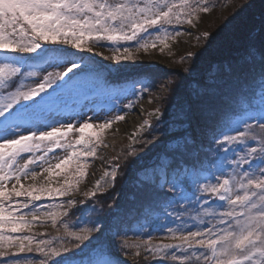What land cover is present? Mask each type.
<instances>
[{
    "label": "snow or ice",
    "instance_id": "1",
    "mask_svg": "<svg viewBox=\"0 0 264 264\" xmlns=\"http://www.w3.org/2000/svg\"><path fill=\"white\" fill-rule=\"evenodd\" d=\"M210 5L211 0H0V258L7 257L6 264H50L56 257L55 264H74L65 256L70 252L79 253L78 264H117L103 243L92 244L100 240L104 226L90 219L97 208L87 201L114 187L119 163L106 169L79 202L36 203L74 196L88 175L89 158L107 146L104 133L125 119L119 106L130 90H114L75 52L91 53L107 43L114 62L134 60L136 53L158 45L163 52L168 40L181 35L166 26L192 25ZM257 55L250 49L249 61ZM137 83L132 82L134 95ZM171 83L160 88L168 90ZM151 87L141 84L140 90ZM73 93L89 102L88 97L101 94L116 114L87 117L81 108L66 122L56 120ZM160 113L158 106L148 114L157 117V125ZM145 130L150 138L134 143L147 147L159 142L162 129L147 118L132 136ZM205 136L207 146L191 133L170 140L155 164L138 174V186L157 199L144 208V223L137 220L136 227L145 234L148 228L167 234L144 239L117 229L113 239L121 237L118 247L130 253L134 264H264V68L259 90L241 111ZM57 149L65 154L56 155ZM136 155L135 148L127 151L128 157ZM41 176L44 182L37 183ZM61 176L54 187L53 180ZM28 180L32 182L24 183ZM78 205H85L78 217L83 226L66 223L63 218ZM157 210L171 223L154 217ZM46 221L57 235L37 239L47 234L33 229ZM20 253L41 258H21Z\"/></svg>",
    "mask_w": 264,
    "mask_h": 264
},
{
    "label": "trees",
    "instance_id": "2",
    "mask_svg": "<svg viewBox=\"0 0 264 264\" xmlns=\"http://www.w3.org/2000/svg\"><path fill=\"white\" fill-rule=\"evenodd\" d=\"M188 25L182 23L166 27L169 31H181L186 30ZM192 28V35L195 38L192 44L194 46H191V57H188V53H180L171 61L168 70L153 65L138 66L143 63V59H139L137 55L134 60L113 61L115 66L110 68V63H106L104 58L101 59L96 55L91 57L88 52H75L76 56H83L91 68L97 69L99 78L107 80L114 90L128 88L130 90L127 94L128 104L133 106L139 103L138 101L150 97L149 100L155 101L153 105L158 104L156 106L161 109L160 124H155L157 118H150L156 127L162 129V134L157 133L160 137L159 142L147 147L143 143H133L129 146L125 141L121 146L120 144L117 147L111 146L108 156L112 159V164L121 165L115 185L104 193L98 192L95 197L87 201V206L94 205L97 208L96 213L89 214L90 219L99 220L104 226L100 240H93L92 244L103 243L111 251L112 258L117 264H134L130 253L127 250L121 251L118 247L121 237L113 239V233L117 229H121L123 235L128 237L140 235L144 239H147L148 235L159 238L167 234L159 228H148L145 234L136 227L137 220L144 223L142 218L144 208L157 199L150 189L138 186V174L155 164L159 156L167 151L170 140L186 133H191L198 142L207 146L208 137L205 133L239 113L252 93L259 90L261 69L264 68V62L260 60V56L264 55V0H211L210 11L201 13L193 21ZM205 32L208 33L207 37L203 36ZM127 46L134 48L135 45L134 42H129ZM110 47V44L105 43L100 48L109 50ZM253 48L257 50L258 55L254 60L249 61L248 53ZM182 58L185 59L181 63ZM133 81L140 82L136 84L135 95L131 92ZM168 81L172 82L168 90H162L160 85ZM141 84H151L152 87L150 91L142 92ZM153 90H157L158 93L155 98H151L155 95ZM73 99H77L78 103L82 104L89 102L85 101L83 95L77 93H73L71 101ZM87 99L95 101L105 98L97 94ZM148 138H150L149 132L145 130L139 139ZM131 148L137 150V155L128 157L127 151ZM141 149L143 151H140ZM208 157L215 159L211 152H208ZM95 158L96 156L89 158V163ZM57 179L62 180L63 176L53 180L54 187ZM85 179L80 183L79 191L74 196L45 198L36 203L47 205L61 203L67 199H75L79 202L85 199L81 191ZM83 207L85 205L75 207L69 217L63 218L65 222L70 225L79 222L83 226V222L78 221L79 209ZM154 217H159L164 225L171 223L170 218H165L158 210L154 213ZM62 231L61 229V233ZM33 232L47 234L37 239H47L57 235L51 221H46L43 227L37 222ZM19 255L21 258L25 256L37 260L41 258L37 253ZM65 256L74 261V264H78V252L75 255L71 252L66 253ZM123 256L128 257V260L121 262L120 258ZM7 259V257L0 258V264H6ZM59 259V257L54 258L50 264H55V260ZM142 259L143 257L137 258L139 261ZM151 264H162V262L152 260Z\"/></svg>",
    "mask_w": 264,
    "mask_h": 264
},
{
    "label": "rangeland",
    "instance_id": "3",
    "mask_svg": "<svg viewBox=\"0 0 264 264\" xmlns=\"http://www.w3.org/2000/svg\"><path fill=\"white\" fill-rule=\"evenodd\" d=\"M205 17V15H204ZM206 18V17H205ZM208 18V17H207ZM181 33L180 36L175 37L174 40L170 39L167 41L169 44V47L166 48L163 52L159 51V45L157 49H149L147 52H144L141 50V52L136 53L135 56L140 59H143V63L138 66L148 67V66H157L162 67L165 70H168L167 67H170L171 61H173L176 56L180 55V53H191L192 49L191 46L193 44L194 38L193 28L192 25H188L186 30L179 31ZM191 49V50H190ZM99 52L102 53V55H96L95 53ZM88 54L93 57L94 55L100 57L103 59L106 57H111L112 53L111 51L107 49H102L100 47L94 48L93 52ZM106 63H110V68H114V63L112 60L105 59ZM135 67H132L134 69ZM170 70V69H169ZM116 72L117 70H113ZM42 76V73H41ZM28 83H31L29 80ZM167 83V82H165ZM159 91V90H158ZM154 96L151 98H155L157 93V90H153ZM73 95V94H72ZM72 95L67 99V107L63 108L60 112L55 114V119L59 120L61 122H66L69 120V118L78 111H81V108H83V112L86 113L87 117H93L94 114L99 115L101 117L105 116H113L116 113L113 111H109L108 104L105 99H98L95 101L84 102L82 104L81 102L78 103L77 99H73L71 101ZM150 98V97H149ZM149 98H144L139 103L134 104L130 109L124 108L125 104H128L127 101L129 100L128 95L126 98L122 100V103L119 106L120 114L125 116V119L123 121L115 122L110 130H107L104 133V139L103 142L107 146H100V150L96 154V158L89 163L88 167V175L86 176L85 183L82 186L81 191L86 192L89 190H92L95 185V181L99 179L103 172L108 169L112 164L111 158L108 156V151L112 147H117L123 145L124 141L130 146L134 142V140L139 138V134L136 137H133L132 134L136 132L137 127L142 123L144 119H150V118H157L155 116L149 117V112L154 111L158 104L153 105L155 101H152L150 103ZM76 102V103H74ZM95 103V104H94ZM86 105V106H85ZM161 116V113H160ZM96 122V121H93ZM78 126V123H77ZM65 153L63 150L57 149L56 155L63 156ZM22 162V161H21ZM39 171V169H37ZM31 180L24 181V183H31ZM44 182L43 176L38 177L37 183ZM10 187V185H9Z\"/></svg>",
    "mask_w": 264,
    "mask_h": 264
},
{
    "label": "bare ground",
    "instance_id": "4",
    "mask_svg": "<svg viewBox=\"0 0 264 264\" xmlns=\"http://www.w3.org/2000/svg\"><path fill=\"white\" fill-rule=\"evenodd\" d=\"M139 135L141 136V134H139ZM140 136H139V138H140ZM139 138H138V139H139ZM133 143H134V142H133ZM133 143H132V144H133Z\"/></svg>",
    "mask_w": 264,
    "mask_h": 264
}]
</instances>
